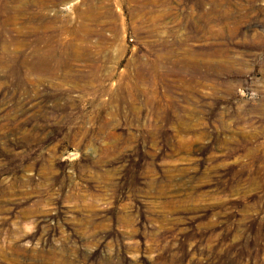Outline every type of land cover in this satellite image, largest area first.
<instances>
[{
  "label": "rangeland",
  "instance_id": "obj_1",
  "mask_svg": "<svg viewBox=\"0 0 264 264\" xmlns=\"http://www.w3.org/2000/svg\"><path fill=\"white\" fill-rule=\"evenodd\" d=\"M0 264H264V0H0Z\"/></svg>",
  "mask_w": 264,
  "mask_h": 264
}]
</instances>
